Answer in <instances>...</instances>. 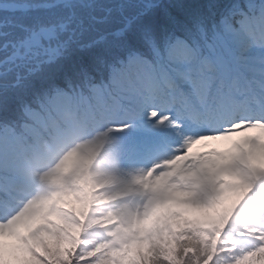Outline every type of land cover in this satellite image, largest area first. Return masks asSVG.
I'll use <instances>...</instances> for the list:
<instances>
[{"label":"snow or ice","instance_id":"obj_1","mask_svg":"<svg viewBox=\"0 0 264 264\" xmlns=\"http://www.w3.org/2000/svg\"><path fill=\"white\" fill-rule=\"evenodd\" d=\"M0 264H264V0H0Z\"/></svg>","mask_w":264,"mask_h":264},{"label":"rangeland","instance_id":"obj_2","mask_svg":"<svg viewBox=\"0 0 264 264\" xmlns=\"http://www.w3.org/2000/svg\"><path fill=\"white\" fill-rule=\"evenodd\" d=\"M227 147V141H206L200 145L195 146L194 151H207L211 149L226 150Z\"/></svg>","mask_w":264,"mask_h":264}]
</instances>
